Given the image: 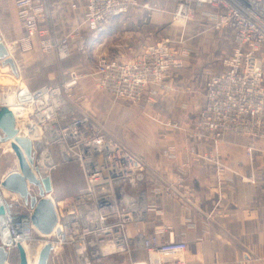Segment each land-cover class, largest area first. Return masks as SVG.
I'll use <instances>...</instances> for the list:
<instances>
[{
  "label": "built area",
  "instance_id": "2783aa9c",
  "mask_svg": "<svg viewBox=\"0 0 264 264\" xmlns=\"http://www.w3.org/2000/svg\"><path fill=\"white\" fill-rule=\"evenodd\" d=\"M174 2L177 20H190L206 12L196 29L193 46L186 40L166 39L123 62L100 55L92 73L97 86L115 101L132 107L145 103L147 96L152 102L159 92L154 87L163 84L173 71L183 70L186 59H195L198 39L204 29L227 28L232 30L235 49L221 60L222 71L209 75L205 90L207 106L200 110L194 127L211 133L215 141L227 133L264 139V63L260 56L264 50V0ZM137 3L138 0H86V22L98 39L116 17L126 14ZM16 4L28 31L25 41L40 36L44 53L56 50L61 59L69 58V38L53 41L49 37L45 0H16ZM67 73L73 82L43 85L33 91L17 86L6 89L8 85H3L0 103L1 95L8 93L18 106L24 108V115L19 120L30 133L36 134L29 139L37 149L38 157L48 146L53 162L51 174L74 158L72 150L78 148L79 159L86 167V183L78 194L59 202L54 200L59 218L56 242L70 243L79 256L101 257L113 243L122 246L127 238V228L145 214V167L142 160L117 142V125L108 132L87 116L77 114L76 106L72 105L76 96L70 86L76 85L81 76L75 70ZM249 127H254V133ZM174 150L168 146L161 152L169 154ZM37 167L43 183L38 162ZM49 195L51 193L46 196L49 198ZM22 207L25 211L11 206L8 232L11 238L15 235L33 245L32 210ZM186 249L185 244L170 239L150 252L154 262L161 264L158 260L177 259L185 255ZM173 264L183 262L175 260Z\"/></svg>",
  "mask_w": 264,
  "mask_h": 264
},
{
  "label": "crops",
  "instance_id": "0c3cea01",
  "mask_svg": "<svg viewBox=\"0 0 264 264\" xmlns=\"http://www.w3.org/2000/svg\"><path fill=\"white\" fill-rule=\"evenodd\" d=\"M45 2L49 37L53 41L69 38L70 57L60 59L56 52L52 55L44 53L40 36H34L26 42L24 38L27 29L20 18L16 0H0V35L8 52L15 59L20 75L16 78L4 74L0 67V85L29 84L32 90L43 85H62L67 78H71L67 71L75 70L82 77L78 85L74 86L75 91H72L73 89L70 91L78 95L83 93L91 95L97 88L95 78L92 75L86 77L85 74H81L82 71H86L88 53L127 61L134 56L137 49L142 51L167 38L147 43L140 38L141 33H138L135 43H127L136 39L134 34L126 35L119 40L118 33L122 25L128 21L127 17L135 15L129 10L131 13L128 11L116 17L97 39L86 23V0ZM187 65L190 79L197 82L198 74L194 70L195 79L192 78L190 61ZM173 81L169 80L165 92L159 91L160 94L165 99L170 96L172 100L181 96L177 101L181 105L175 103L173 107L181 112L185 109L191 111L192 105L186 104L188 102L186 99H189L188 92L173 87ZM99 91L108 96L98 87ZM194 93L195 98L201 94L198 89L194 90ZM111 100L117 102L113 98ZM196 101L198 104L196 106L202 107L198 98ZM86 102L79 100L77 110L85 108L88 110ZM86 113L95 119L90 112ZM164 116L158 115L164 134L161 136L159 134L156 138L151 135L144 140L147 146L142 160L147 167L143 179L147 187L145 189L147 205L142 220L134 223L126 231L127 238L137 240L140 239L138 234H142L141 239L148 247L170 239L185 240L189 244L186 264H264V146H261L263 149L250 153L246 139L244 142L240 137H225L218 142L219 144L217 143V158L222 157L224 165L219 168L211 162L210 153L216 147L209 134L200 137L194 132L193 137L169 139L167 136L171 134L166 130L168 124L183 132L188 131V128L191 132L192 125L190 127L189 122H183L185 121L183 116H177L178 118L175 116L167 118V114ZM109 122L107 129L103 121L99 120L97 123L94 121L99 128L111 132L109 130L113 129L116 123L110 118ZM157 142L162 145V149L174 145L176 150L164 154ZM66 175L60 174L61 177ZM181 178H184V185L178 195L171 197L165 195L164 189L169 184H177ZM46 248L38 264H43ZM55 255L53 252V258ZM50 260L49 256L47 262Z\"/></svg>",
  "mask_w": 264,
  "mask_h": 264
},
{
  "label": "rangeland",
  "instance_id": "374dc122",
  "mask_svg": "<svg viewBox=\"0 0 264 264\" xmlns=\"http://www.w3.org/2000/svg\"><path fill=\"white\" fill-rule=\"evenodd\" d=\"M175 10H176V3L174 2V0H138L137 5H134L130 9V11L133 12L135 15H131V17H127L128 21L122 25L121 31L118 33L119 40H121L123 37H126V35L134 34L136 39L129 40L127 41V43H135L137 42L138 39L137 38L138 33H141L140 38L144 41H147V43H153L160 40L163 37H167L166 39H170L172 41L186 40L187 41L186 43L193 46L196 29L199 26L201 19H203L206 16V12L199 13L193 19L180 21L175 18ZM46 25L48 26V22L46 23ZM27 35H28V31H27ZM92 35H94L93 32ZM187 38L189 40H187ZM234 49H235V44H234V36L232 30L230 31L227 28L222 30H216L214 26L208 27L204 29L202 37L198 39V44L195 50L196 52L195 60L193 63H194V70L198 74L197 82L196 81L192 82V80L190 79L189 67L188 65H186L187 67L185 66L183 70L181 71L176 70L173 71L170 75H168V77L164 80L163 84L154 87L155 90L162 91V93H164L165 89L167 88L166 85H168V81L174 80L173 87H177L178 90L180 89L181 91L188 92L187 97H189V99H186V101H188L186 104L189 106L192 105L191 111L189 112L186 109L184 110V112H181L176 110L177 109L176 107H173L175 103H178L177 102L178 98L181 96L175 97L174 98L175 100H172L170 96H167L165 99V97H163V95H161L160 92H157L154 95L153 97L154 100L152 102L148 101L149 97L147 96L146 103L144 105H140L139 107H132L126 104L125 102H120V101L116 102L117 103L116 104L115 102H113V100H111L112 97L108 93L105 92L108 95L106 96L102 92L100 91L98 92V86H96L97 91L96 89L94 92L93 89L90 90L91 92H93L91 95H87L85 93H83L82 95H78L75 92H72L74 96H76V98H74L75 103L72 105H75L77 108L78 105H80L79 101L76 102L77 100H84V102L87 101L86 103H88V107H87L88 110L86 108H85L86 110L85 109L77 110V114L80 116H87L89 119L94 120L96 123L99 120H101L106 124L107 129H109L108 127V124L110 123L109 118L115 121L118 127V132H116L115 135L117 142L125 146V148H127L140 160H142V156H144L143 154L145 151L144 149L147 146L146 144H144V140L148 139V137L151 135L155 136L156 138L159 137V134L160 136L164 134L161 131L158 115L164 116V114H167V118L169 117L171 118L174 116L175 117L183 116L185 119V121L183 122L186 121L189 122L190 127L192 125V120H193L192 128L195 129L194 131L196 132L197 136L201 137V135L207 136L209 134L208 132L200 131L196 127H194L195 126L194 121L197 120V118L199 117L200 110L204 107L206 108L207 106V98L205 95V90H206V86L208 85L207 82L209 81L208 80L209 75L212 72L219 73L220 71H222V65L220 64L221 60L227 56H230L233 53ZM137 50L134 51L135 52L134 55L144 51V50L142 51L139 50L137 51ZM54 52L57 53L56 50H53L49 54L52 55V53ZM260 56H262V59L264 60V50L261 51ZM188 57H190V55H188ZM110 59L114 61H118L112 58ZM97 60H98V54L93 55L92 53L91 54L88 53L86 71L85 70H84L85 72L82 71L81 74H85L86 77L92 75V73L96 69L95 66ZM118 62H123V61H118ZM94 67L95 69L93 70ZM78 75L81 76L80 74ZM71 78H67L65 82L67 83L73 82L74 79ZM79 79L76 85H78ZM76 85L70 86L71 89H73L72 91H75L74 86ZM1 86L3 85H0V89ZM24 87L33 91L29 87V84H25ZM196 89H198V91L201 93L197 98H198V102L202 104V107H197L198 106L196 101L197 98H195L194 95L191 93V91H194ZM2 104L3 103H0V105ZM178 105H181V103H178ZM170 108H172L175 112H173L172 109L170 110ZM86 111L90 112L95 117V119L92 116H88ZM171 113H173V116H171ZM15 119L19 120V117L18 115H16V112H13V110H11L8 119L5 121V123L8 125H14ZM167 123L168 121L166 122V125ZM171 125L172 124L170 125L168 124L166 127V130H168V132H170L171 134V135L168 134L167 138L172 139L173 137L177 139L179 137L181 138L190 137L189 128L188 131L186 130V132L185 131L183 132L180 131L179 129H174L173 125L172 126ZM228 136H231L233 138L240 137L241 139H244V142L247 140L246 141L248 145L247 148L250 153H255L259 151V149H263L262 147L264 146V139L261 138L248 137L236 133H227L225 135H221L220 138L217 139L216 141L213 139L215 141L214 147L216 148L213 149L210 153L211 162L216 164L215 166L219 168H222L224 165H223L222 157L220 158V156H218L217 158V151H218L217 143L222 141L223 138ZM157 144L161 148L162 145L159 142H157ZM78 152H79L78 148L73 149L72 155L74 156V158H72L68 163H65L66 165L60 167L61 169L58 168L51 174V179L54 189L53 195L55 196V200L57 202L63 200L66 196H72L74 193L77 192L78 189H80L86 183V169H85L86 167L85 164L79 159L80 157L78 155ZM6 157H7L6 147L0 146V181L8 171L9 166L11 164V160H8ZM144 167L146 174L147 167L145 163H144ZM61 173H66L67 175L65 177H61L60 176ZM183 185H184V178H181L180 181L175 185L169 184L164 189L165 195L170 197L177 196ZM144 188L147 187L145 186ZM33 191L35 192L36 190ZM145 204L147 205V202ZM22 205H23L22 203H19L13 206L14 207L13 209L25 211V208L22 207ZM61 205H64V203L62 202ZM141 220L142 219H140L139 221ZM138 235H139L138 238L140 239L137 240L136 239L130 240V238H125L122 246L121 244L113 243L112 245L113 247L108 248L106 250L107 253H104L103 255H101V257H93L91 256V254L88 255L84 254L83 256H79L75 251L74 247L68 242L60 243L57 241L53 243H47L46 244L47 248L45 250L46 257H44L42 263L43 264L44 263L45 264L46 263L48 264L49 263L51 264H157L154 262V255H152L150 250L156 248L159 245H163L167 243L169 240H166L158 245H152L150 246L152 248H150L148 247V245L145 246V242L143 241V239H141L142 234H138ZM173 240L176 242H181L182 244H185L187 246L185 255L182 254L181 257L178 256L177 259L170 258V259H165L162 261L158 260V261L161 262V264H169V263L171 264L172 262L174 263L175 260H178L183 262V264H186L185 263L186 257L189 251L188 242L185 240H180V241L175 239ZM0 244L2 243L0 242ZM50 248H52V251H50ZM116 248H118L119 251H117ZM141 248L144 249L145 252ZM53 252L56 253L54 258H53ZM49 256L51 260L52 258L53 260L47 262Z\"/></svg>",
  "mask_w": 264,
  "mask_h": 264
},
{
  "label": "water",
  "instance_id": "95a60500",
  "mask_svg": "<svg viewBox=\"0 0 264 264\" xmlns=\"http://www.w3.org/2000/svg\"><path fill=\"white\" fill-rule=\"evenodd\" d=\"M0 67L4 74L20 77L15 59L8 52L0 35ZM0 146L8 145L12 153V161L8 171L0 181V222H6L11 206L3 197L18 200L32 210L33 239L37 241L34 252L23 242L16 244L14 254L10 257V249L0 244V264H38L47 243L57 240L59 218L54 201L46 196L44 184L38 173V151L31 141L26 143L17 139L20 132L14 125H8L0 115ZM33 190H36L35 192ZM51 191V188H47Z\"/></svg>",
  "mask_w": 264,
  "mask_h": 264
},
{
  "label": "bare ground",
  "instance_id": "6f19581e",
  "mask_svg": "<svg viewBox=\"0 0 264 264\" xmlns=\"http://www.w3.org/2000/svg\"><path fill=\"white\" fill-rule=\"evenodd\" d=\"M194 60L186 59L185 60V65H184V66H186L188 61H190L191 68L193 67V69L191 71V75H192L193 79H195L194 63H193ZM262 61L264 63V60H262ZM192 63H193V65H192ZM192 82H194V80H192ZM10 86H14V87L17 86L19 88H23L24 87L23 85L18 86V85H15V84L12 83V84H9L6 89H9ZM191 93L193 95H195L194 91H191ZM1 100H2L1 103L5 102L4 104L0 105V115L2 116L3 121H6L8 119V116H9V113L11 112V110H13V112H16V115H18V117H20V118L24 115V112H25L24 108L22 106L21 107L18 106V104L13 99H11V97H10V95L8 93H6L4 96L1 95ZM25 115L27 116L28 113H26ZM14 123H15L16 127H19V126L22 127L21 129H19L20 132H19V134L17 136V139L19 141L26 143V142L30 141V139H29L30 136L33 135V137H34V135H36V134L30 133V131H28L29 129L27 130V128H25V125H24L22 120L15 119ZM248 129H249V131L254 133V130H255L254 127H249ZM192 133H193V128H191L190 137H193ZM209 135L211 136V133H209ZM3 147H6V154H7L6 158L8 160L12 161L13 156H12V153H11L8 145L6 144ZM61 147H64V145L62 144ZM171 147H174L175 150H176V147L174 145H171ZM38 166L40 168L41 178L44 181L43 184H44L46 195L48 193H51V195H49V198L54 201L55 200V196L52 194L54 189H53V184H52V179H51V170L53 168V162L50 159V150H49L48 146L44 147L41 157H38ZM47 188H51V191H47ZM80 190H79V192H80ZM72 196H74V195H72ZM3 197H4V199L6 201H8L9 205H11L12 207L20 203L18 200H15L14 198L9 197L8 195H4L3 194ZM68 197H70V196H68ZM145 197H146V194H145ZM145 197H144V201L146 202V198ZM55 205H56V203H55ZM145 206H146V204H144V207ZM9 213L7 215L6 222H3V223L0 222V231H1L0 232L1 233L0 242L5 244V245H7V247H9V249H10L9 256L10 257L14 254V250L13 249L16 247V244L19 243V242H23L26 245L30 246L31 247L30 248L31 251L34 252V250H35L34 247L37 245V241L36 240L33 239V245H31L29 242H24L25 240L21 241V239L17 238L15 235H13L12 238L9 235V232H8L9 225L8 224L11 223V221H10L11 219H10ZM61 238H63V237H61ZM12 239L14 240V242L11 241ZM60 241L62 242L63 240H58V242H60ZM62 243H65V242L63 241ZM23 262L26 263V260H23Z\"/></svg>",
  "mask_w": 264,
  "mask_h": 264
}]
</instances>
